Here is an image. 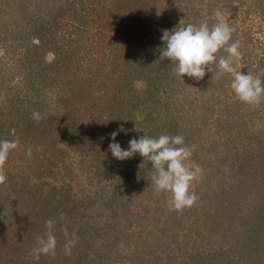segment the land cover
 <instances>
[{"label": "trees", "instance_id": "trees-1", "mask_svg": "<svg viewBox=\"0 0 264 264\" xmlns=\"http://www.w3.org/2000/svg\"><path fill=\"white\" fill-rule=\"evenodd\" d=\"M200 1L211 12L217 4L230 7L234 19L239 5L246 4L245 17L259 14L264 22V0ZM158 2L0 0V140H19L17 153H10L12 163L4 166L7 181L0 185V226L7 228L9 236L13 234L12 239L16 229L28 227L22 242L14 240L15 249L9 248L7 239L0 240V246L7 244L0 249V264H93L96 251L105 250V264L122 258L130 263L152 259L159 264H264V101L259 103L262 112L250 109L235 93L233 101L231 92H224L230 87L227 83L223 91L208 93L195 110L173 104L168 93L175 91V64L160 60L163 30L170 27L154 19ZM216 20L210 16L195 25L206 21L211 26ZM232 27L233 40L241 42V58H249L250 40L238 37V28ZM243 37L250 38L249 30ZM259 56L255 67L247 65L243 74L251 72L264 79V53ZM208 75L213 77L211 72ZM226 77L225 81L231 79ZM208 81L205 75L199 88ZM136 82L142 85L139 89ZM159 85L164 86L162 91ZM52 86L58 92L50 103L46 89ZM209 107L214 108L208 111L210 116L226 118L231 128L239 120L245 122L248 143L238 140L239 145L223 151L220 165L214 162L222 177H227V186L220 180L214 184L206 182L207 178L199 184L196 179L192 188L196 203L175 211L168 205L170 194L158 193L151 186L154 170L149 162L144 163L139 154L124 161L112 156L110 134L118 131L115 142L125 150L130 140L144 134L153 138L182 135L176 125L178 117L197 121L200 109ZM236 107L241 115L232 121L224 114ZM92 127L96 131H85ZM98 141L110 170L94 181L97 190L90 188L86 199L79 200L64 179L75 172L84 143L91 146ZM212 143L220 154L225 142L221 144L218 137ZM28 148L31 157L26 155ZM94 159L95 154L90 160ZM33 178L38 183H32ZM135 206L141 209L135 212ZM129 218L135 219L137 227L127 226ZM50 219L55 221V255L42 254L38 260L32 250L17 255L26 251V245L38 246L37 238L45 236V221ZM65 228L69 233L75 230L79 237L71 255L65 254V244L71 239L65 237ZM171 229L173 241L165 235ZM131 230L142 237L125 252L114 251L116 239L100 238L108 233L125 243L126 238L132 240ZM179 234L189 236L188 242L170 248ZM218 238L222 243H217ZM101 241L95 251L94 243ZM148 244L153 247L150 252ZM154 246H165L167 252L157 256ZM4 253L7 259H2Z\"/></svg>", "mask_w": 264, "mask_h": 264}, {"label": "rangeland", "instance_id": "rangeland-1", "mask_svg": "<svg viewBox=\"0 0 264 264\" xmlns=\"http://www.w3.org/2000/svg\"><path fill=\"white\" fill-rule=\"evenodd\" d=\"M22 1L23 3L26 2V0H22ZM158 1L159 2L156 4L157 10L154 13V17H155L154 19L159 24H163L165 26L168 25L167 27H170V29H173L174 26H179L180 23L181 25H186L188 23L195 24L196 22H198V19L204 18L206 20V19H209L210 16H211V19L212 18L217 19L215 13L217 11L221 12L224 20L232 24V26L238 28V37L244 40H250L248 47L253 48V52H251L250 56H248L249 58L245 56L244 58H240L239 60L234 61V66L237 68V70H240L241 72L244 71L243 69H245L244 67H246L247 65L251 66V68H254L258 61V56L264 53V22L261 20V17L259 14H252L249 17H245L243 9L247 6L246 4L239 5L240 7L238 9L236 19H234V18H231L230 16L231 8L225 7V5L221 7L219 4H217L215 8H212V12H211L209 8L205 9L203 7L205 5V2L200 1V0H183V2L182 0H158ZM168 5H170L171 10L170 8L168 9L167 7ZM214 9H221V10L214 11ZM156 26L157 25H154V27ZM170 29H167V30L171 31ZM247 30H249V33H250L249 39L247 37H243V33H246ZM223 55H227V54L223 53ZM141 58L143 57L141 56ZM49 59H50V56H49ZM213 68L215 69V65H213ZM172 73L173 75H175V72H172ZM206 73H207L206 77L207 79H209V81H208L207 86L203 85L204 87L203 89L199 88L201 84V80L197 81L187 76H185L182 79L178 76L177 77L175 76L174 77L175 91L171 90V92L168 93L171 97V102L173 104H178L184 110L185 109L195 110L199 108L200 105L203 104L204 97H207L208 93L210 92L218 93L221 89L223 91L224 85L227 83H231V79L229 81H225V80H228V78L226 77V74L222 75L216 80H213V77L211 78V76L208 75V73L210 74V72L206 70ZM135 84L138 89L142 86L139 82H136ZM159 87H161L160 90L162 91L164 86L159 85ZM225 90L228 93L231 92L230 93L231 99H233V101H235L234 98L237 99V97L234 96V92L230 87L228 89H224V92L226 93ZM57 92H58V87L56 86L55 87L52 86L46 89V94H47L46 97L50 103L54 102L53 97L54 99H56ZM185 92H187L188 94H185ZM64 93H67V92L64 91ZM247 106L251 107L250 109L258 110L259 112H262L263 110V108H261L259 104H254V105L247 104ZM209 109L210 110L206 108L200 109L201 115L199 118L196 119L197 121H195V119H192V120H189V122H186L184 120H181L180 117H178L176 125L179 128V131H181V134L183 136L184 135L187 136V140L185 141V143L187 142L190 148H194L192 157L186 163L192 169L199 168L202 170L201 172L197 174L198 182H200L199 184H202L203 179L208 178L206 182L216 184L218 180H220L223 182L222 184L223 186H227V182L225 181L227 177L225 176H223L225 178L222 177V172L218 171L215 168L216 165L214 164V162L217 160L216 162L217 164H219L220 162L219 159L226 152L227 147L228 146L233 147V146L239 145L240 142H237L238 140H245V141H241V143L244 145L248 143L247 141L249 138V134L248 135L246 134L247 124H244L245 122H243L242 120H239V121L235 120L238 115H241L239 114L241 110H238L237 107L234 108L231 112L224 114L226 117L232 118V121L240 122L235 127H232V128L230 124L232 122L227 123L226 118L223 119V117H221V119L215 120L213 118L214 115L210 116L208 114V111H212L214 108L209 107ZM161 110L163 113L167 112V109H161ZM258 111L256 112V115L254 116L253 119H256ZM210 120L214 122L210 124L209 122ZM228 124H230L229 128L227 127ZM85 131L89 133V132L96 131V129H94L93 127L86 128ZM86 132H85V135H86ZM98 136L99 135H96L97 140H99ZM217 136L220 137L221 144L223 142H225L226 144L229 143L228 145L224 143V146L222 147V152L220 154L217 152L218 147L215 148L212 143L216 140V138H218ZM84 144H85V147L83 148L84 155H82V157H76V159L78 160L75 161V167H76L75 172H73V175L71 177L64 179V181L68 183V186H70L73 189L72 193L77 194V198H79V200L86 199V196L89 194L90 188H92L93 190H97V188L93 186L94 181L97 182L101 178L100 173L104 172L105 170L107 171V169L110 170V164H111L109 160L107 161L106 155H102L101 153L102 147H101L100 141H98V144L91 145V146H87L88 144L86 142ZM196 146H200L202 147V149L196 148ZM12 152L14 153V155L15 153H17L15 151H12ZM93 154H95L96 159L90 160L93 157ZM14 155H10L6 163L11 164L12 156ZM7 168H8V165L6 166V169ZM140 209L141 208L139 206L133 207V211L135 212L139 211ZM63 225L61 224L62 228H64ZM127 226L137 227L135 225V219L129 218ZM5 229L7 228H3V226H0V238H1L0 240L4 241V239H7L9 241L8 244H10L9 245L10 249L16 248L17 241H14L15 239L20 238L22 242L26 238V235L23 232L26 230L28 232V227L27 229H16L15 234H14L15 237L12 239L13 234L9 236V233H7ZM172 230L173 229H171L167 234H165L167 235V239H169L170 236L172 235V232H171ZM116 231H118V229ZM132 231H134V233H132ZM128 236H130L132 240H128L126 238L125 243L121 241L120 239L116 238L115 235L111 236V235H108V233L107 234L105 233V235L102 234L100 238L103 240L104 238L105 239H108V238L116 239L117 243L114 247V251L115 252H120V251L125 252L129 250L128 247L135 248L136 245L133 244V242L136 241L137 243V241L140 240V237H142L139 234V238H137L138 235L136 234L135 230L129 231ZM179 236L180 237L177 240L175 238L172 244L173 246H170V248L175 249L177 247L176 245H178L180 242H182L183 244L188 242L187 238H189V236H186V234H183V235L179 234ZM171 241L173 240L171 239ZM221 241H222L221 238L217 239V243L218 242L222 243ZM103 242L104 241H101L98 243L95 242L93 245V249L95 251L98 250L97 245L103 244ZM6 245L1 244L0 249L4 250L7 247ZM36 245L37 244H33L32 247H28V245H26L27 247L24 248V250L26 251L25 252L19 251L17 255L27 254L29 251L33 250ZM148 246H149L148 251L150 252L152 250L151 248L153 247L150 244H148ZM154 248L158 249L157 256L161 255L165 250H167L165 249L166 248L165 246H162L161 248H159L158 246H154ZM142 250H143V247H142ZM96 252H97L96 261L93 264H105V259H107L108 250H105L102 252L101 251H96ZM58 257H59V253L57 256H55V258L58 260ZM2 259H7L5 253L3 254ZM116 261H117L116 264H159V262L154 263L152 259H150L149 261L148 260L146 261L138 260L132 263H130L129 261H126L124 258L116 260ZM110 263H113V262L108 261V264ZM163 263L165 262H162V264Z\"/></svg>", "mask_w": 264, "mask_h": 264}, {"label": "clouds", "instance_id": "clouds-1", "mask_svg": "<svg viewBox=\"0 0 264 264\" xmlns=\"http://www.w3.org/2000/svg\"><path fill=\"white\" fill-rule=\"evenodd\" d=\"M215 15L217 20L211 26L206 21L199 25L180 23L171 31L163 30L161 39L164 47L160 50V60L173 62L175 74L182 79L187 76L197 81L202 80L206 70L213 73V80L228 74L231 76L230 88L241 102L259 104L264 101V79L260 75L254 76L251 72L243 74L237 70L234 61L241 58V42L233 40L235 29L223 19L222 13L217 11ZM221 52L227 55H221ZM118 134V131L110 134L113 143L109 145V150L115 159L124 161L139 154L144 158V163L149 162L154 170L151 186L158 193L170 194V208L182 211L194 206L198 197L192 188L197 174L202 170L192 169L186 163L192 157L194 148L186 145L183 135L162 134L153 138L144 134L139 139L130 140L129 148L125 150L115 142ZM18 147V139L0 140V185L7 181L4 166L8 157ZM26 155L31 157V148H28ZM32 183L38 181L33 178ZM54 225L55 221L51 219L45 221L47 232L44 237L37 238L38 246L32 250V255L37 260L42 254L55 255L57 240L53 232ZM64 235L66 238L71 237L65 244V254L71 255V249L79 237L75 230L69 233L66 228Z\"/></svg>", "mask_w": 264, "mask_h": 264}]
</instances>
